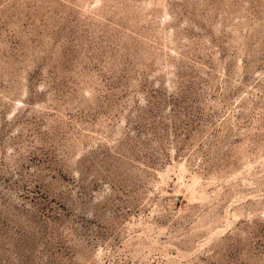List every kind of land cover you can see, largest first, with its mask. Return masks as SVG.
<instances>
[{
    "label": "rangeland",
    "instance_id": "rangeland-1",
    "mask_svg": "<svg viewBox=\"0 0 264 264\" xmlns=\"http://www.w3.org/2000/svg\"><path fill=\"white\" fill-rule=\"evenodd\" d=\"M0 264H264V0H0Z\"/></svg>",
    "mask_w": 264,
    "mask_h": 264
}]
</instances>
